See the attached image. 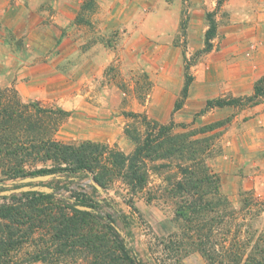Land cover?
<instances>
[{"label":"rangeland","instance_id":"1","mask_svg":"<svg viewBox=\"0 0 264 264\" xmlns=\"http://www.w3.org/2000/svg\"><path fill=\"white\" fill-rule=\"evenodd\" d=\"M178 1H1L0 86L15 88L25 102L40 101L43 105L70 111V117L55 135L57 140L67 144L84 141L108 144L125 153L132 152L136 145L125 132L132 143L131 150L127 145L123 148L119 142L87 138L88 134L83 131L86 127L82 124V112L85 111L83 107L80 108L82 103L90 101L93 108L108 109L109 105L112 109L114 102L119 103L122 95L121 104L111 117H118V125L123 124L125 130L134 121L131 113L144 112L146 94L149 92L151 95L146 104L148 106L156 93L160 110L173 102L170 120L178 124L175 132L191 129L196 132V137L205 135L209 138L207 163L218 172L216 167L224 152L228 131L235 129L240 114L243 119L239 118L238 122L250 120L251 115L245 111L252 107L259 105L258 113L264 115V96L247 106L212 108L206 113H200V110L195 114L187 110L180 120H176L174 115L184 106L180 111L173 112L174 105L186 73L192 75L194 80L207 72L214 80L215 66L219 67V72L225 71L226 75L236 71L247 73L248 77L245 85L236 86L237 95L227 89L230 80L221 78L219 90L211 93L214 94L212 98L225 95L244 97L254 92L256 82L264 76V0H225L219 7L218 0H209L197 9H192V0ZM208 12H215L218 26L214 39L216 50L202 53L209 27ZM68 15L73 17L70 19ZM224 42L227 49L220 54L219 49ZM58 75L66 76L67 81L69 78L70 84L75 83L74 86L65 89V77L57 80ZM146 81L152 83L150 91ZM248 81H252L251 88ZM103 103L105 106H102ZM145 113L159 123L170 121L157 120L148 114L147 107ZM261 120L259 125L264 129V116ZM180 124H187L188 128ZM176 162V159L150 161L149 183L135 195L131 194L119 171L108 175L107 188L99 192L95 191L91 176L67 179L56 175L40 184L56 187L57 198L70 199L71 202L75 199L72 194H81L101 203L106 198L113 200L119 208L134 217L132 244L145 258L146 255L157 257L156 264H208L197 250L185 253L164 247V243H168L166 238L180 232L183 224L176 219V200L164 189L166 177L174 173ZM260 162L264 163V154ZM164 164L168 166L164 167ZM51 166V162L34 164L35 168ZM262 171L264 173V168ZM4 178L0 170L1 182L13 180ZM231 184L228 188L221 184V191L230 201L229 211L232 209L236 213L233 218H226L227 223L220 227H231L233 231L240 229L247 237L264 232V189L246 190ZM245 201L248 203L245 204ZM100 209L112 211L103 203ZM123 233L125 235L124 230ZM255 239L248 244V251H251ZM31 249V246L26 247L22 254ZM32 264L46 263L38 261ZM51 264L91 262L89 258L81 257Z\"/></svg>","mask_w":264,"mask_h":264},{"label":"trees","instance_id":"2","mask_svg":"<svg viewBox=\"0 0 264 264\" xmlns=\"http://www.w3.org/2000/svg\"><path fill=\"white\" fill-rule=\"evenodd\" d=\"M224 1L218 0V7ZM207 19L202 53L214 48L218 31L215 12H208ZM192 82V75L186 73L173 112L184 106ZM146 84L150 91L152 83ZM263 96L264 76L256 82L251 95L209 98L200 113L212 108L247 106ZM149 97L148 92L144 103ZM70 115V111L58 106L25 102L15 88L0 86V170L4 179L49 173L67 179L83 175L91 176L106 189L108 175L119 171L135 195L149 183L150 161L176 159L175 171L167 175L164 189L176 200V219L183 224L180 232L166 238L165 249L185 253L197 250L208 264H264V232L247 237L240 229L220 227L236 212L229 211L230 201L221 191V175L207 163V136L196 137L191 129L175 132L178 124L173 119L159 123L145 112H133L134 121L124 132L136 145L132 152L125 153L108 144H67L57 140V131ZM179 126L188 128L187 124ZM40 162H51L52 166L35 168L34 164ZM5 189L0 187V191ZM94 189L99 192L96 186ZM56 190L54 187L52 193L26 191L0 196V264H51L81 257L89 258L91 264H156L157 257L145 258L132 244V214L107 198L102 203L112 211H102L100 201L81 194H72V202L57 198ZM77 205L92 209H79ZM132 208L137 212L133 205ZM119 230H124L125 235ZM29 246L33 249L22 254Z\"/></svg>","mask_w":264,"mask_h":264},{"label":"crops","instance_id":"3","mask_svg":"<svg viewBox=\"0 0 264 264\" xmlns=\"http://www.w3.org/2000/svg\"><path fill=\"white\" fill-rule=\"evenodd\" d=\"M1 1L8 3V0H0V2ZM179 1L178 3H180ZM208 1L209 0H192L190 2L192 4V9H197V7L199 6L202 7V4H207ZM244 1L247 2L248 0ZM212 2L214 4V1ZM114 9L116 8L114 7ZM68 17L71 19L73 16L71 17V15H68ZM227 41L228 40H226V42ZM226 42H224L219 49L220 54L226 52ZM215 50L216 49L214 46L211 51ZM218 70L219 67L215 66L214 80L209 77L207 72L193 80L182 111L179 110L180 112H176L174 115L176 116V120L182 119V116H184L183 114L187 112V110L190 113L195 114L196 112L204 109L207 100L209 98H212L214 95L211 93L219 90V83L221 82V78L224 81L230 80L228 84L229 88L227 89L229 91H232L234 95H237L236 86L238 87V85L240 86L242 83L244 85L246 84L248 77L247 73L234 71L226 75L225 71L219 72ZM218 74L220 75L219 77ZM59 78L64 79V84L66 85L65 89H70L75 84L74 82L70 84L71 80H69L68 78L67 81L66 76L58 75L57 80H59ZM248 86L251 88L252 81H248ZM39 88L40 87L36 89ZM245 94H247V92H245ZM121 101L122 95L119 99V103L117 101L114 102V108L112 109L109 105L108 109L103 107L93 108L90 101H84L82 103V106L80 108L83 107V109L85 110L82 112V124L86 127L83 128V131L88 134L87 138L94 140H97L99 138L100 140L110 143L119 142L123 148H125V145H127L128 150H131L133 148L131 141L124 134V125H118V122L116 121L118 117H111V115L116 112L115 108L119 104H121ZM147 103H149V99L143 104L144 112L146 111L147 107L148 114L155 117L157 120L163 122L170 120L173 102H170V105H167L164 110H160V108L157 107V95L156 93H154L152 95L151 104L147 106ZM102 106H105V104L103 103ZM259 111V105L250 108L248 111H245L248 115H251V117L249 118L250 120L238 122L239 118H242L240 117V114V116L237 117V121L235 122V129L231 128L227 133L228 139L224 145V152L222 154V157L218 159L219 161L216 167V170H218V172H220V174L222 175V186L224 188H228L229 185H232L231 183H233L234 185L236 184V186L246 190L264 189V173L262 171V169L264 168V163L260 162L261 156L264 154V129L260 128L259 125V122L262 121L261 119H263L264 115L258 113ZM259 165L261 168H259Z\"/></svg>","mask_w":264,"mask_h":264},{"label":"water","instance_id":"4","mask_svg":"<svg viewBox=\"0 0 264 264\" xmlns=\"http://www.w3.org/2000/svg\"><path fill=\"white\" fill-rule=\"evenodd\" d=\"M56 176V174L49 173V174H43V175H36V176H27L20 179H13L9 183L0 182V187H5V190L0 191V196H9L12 194H20L22 192L26 191H40L45 193H52L54 192V187L40 184V182H45L51 178ZM92 183L101 190V185L97 184L95 180L91 179ZM18 185V186H17ZM79 209L84 210H91V207L88 206H82L77 205ZM121 233H123L121 230H119Z\"/></svg>","mask_w":264,"mask_h":264}]
</instances>
